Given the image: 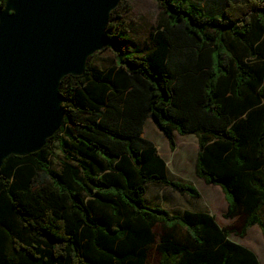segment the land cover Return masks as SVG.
<instances>
[{"label": "trees", "instance_id": "obj_1", "mask_svg": "<svg viewBox=\"0 0 264 264\" xmlns=\"http://www.w3.org/2000/svg\"><path fill=\"white\" fill-rule=\"evenodd\" d=\"M155 1L164 20L141 56L123 51L109 23L115 66L65 77L62 128L40 152L4 162L0 264H146L156 225L160 264H260L209 214L145 205L151 184L200 194L169 179L142 135L147 119L171 151L174 133L194 135L196 174L224 191V217L243 218L242 236L255 225L264 233V0H227L219 14L197 0Z\"/></svg>", "mask_w": 264, "mask_h": 264}, {"label": "water", "instance_id": "obj_2", "mask_svg": "<svg viewBox=\"0 0 264 264\" xmlns=\"http://www.w3.org/2000/svg\"><path fill=\"white\" fill-rule=\"evenodd\" d=\"M122 0H6L0 11V170L40 152L62 128L60 84L107 45Z\"/></svg>", "mask_w": 264, "mask_h": 264}, {"label": "crops", "instance_id": "obj_3", "mask_svg": "<svg viewBox=\"0 0 264 264\" xmlns=\"http://www.w3.org/2000/svg\"><path fill=\"white\" fill-rule=\"evenodd\" d=\"M234 1V0H233ZM235 1H244V0H235ZM152 124H150V122ZM150 124V131L156 138L166 137L156 128L152 120L147 119L143 126V138L152 142L150 139H147L145 134V127ZM178 133H174V141L178 137H180ZM181 144L179 145L176 142V149L173 151L174 156L167 157L163 156L159 152L158 155L165 161L168 169V177L169 172L172 169L178 171L177 178L172 181L180 182L188 185L189 181H193L194 187L197 189L200 194L199 199H195V201L202 202L203 208L200 210H192L190 212L194 213H207L210 216L214 217L219 227L223 230H226L230 233L229 239L246 249L250 250L258 259L260 264H264V233L260 226L255 225L247 230V233L242 236V227L244 224V220H242L240 227L234 228L232 225L234 223V219H226L224 215L228 211V201L226 199V195L222 188L217 185L208 184L203 179L199 178L196 174V162L198 155V143L197 138L194 135L182 136ZM191 137V138H189ZM167 140V139H166ZM168 143V140H167ZM58 143H54L53 145V153L55 155V146ZM168 148L169 143H168ZM157 149V148H156ZM60 152V151H59ZM170 152V151H169ZM61 153V152H60ZM53 155V157H54ZM62 155V154H61ZM52 157V158H53ZM62 163L63 165L65 159L62 155ZM51 161V160H50ZM170 179V178H169ZM150 189H153V192L150 193ZM188 195H181L180 193L172 190L169 187L160 185V184H151L147 186L146 195H145V203L148 201L150 204L155 206L156 208H161L163 210L168 211L172 215H182L184 212L189 211L182 206V198ZM189 197V196H188ZM191 198V197H190ZM193 199V198H192ZM182 209V213L179 212ZM179 210V211H178ZM259 217L261 222L264 225V206L259 211Z\"/></svg>", "mask_w": 264, "mask_h": 264}, {"label": "rangeland", "instance_id": "obj_4", "mask_svg": "<svg viewBox=\"0 0 264 264\" xmlns=\"http://www.w3.org/2000/svg\"><path fill=\"white\" fill-rule=\"evenodd\" d=\"M226 2L227 0H197V4L210 14H219L225 7ZM163 20V12L155 0H122L119 6L111 13L109 23H112L114 27L111 29L110 34L123 41L120 42L124 52H130L133 57L139 58L141 56L139 51L143 49L145 44L150 43V35L157 29V26H159ZM87 64L90 67L107 70L115 66L116 56L111 49L104 48L102 51L93 55ZM149 122L152 124L151 121ZM150 124L145 127L144 136L150 139L157 148V152L167 157V159L169 154L170 157L174 156L173 151L168 148L167 140L164 139L163 141V137H161V139L156 138L152 134L150 131ZM182 138L183 137L180 136L175 139V141L180 145ZM54 148L56 149L54 157L51 158L52 169L56 172H60L62 170V155L57 145ZM177 174L178 171L172 169L169 172L170 180L177 178ZM187 184L192 186L193 181H189ZM194 188L197 189L196 187ZM149 192L152 193L153 189H150ZM145 205L147 207L156 208L148 201H146ZM182 206L189 211L200 210L204 207L202 202L195 201V199L188 196L182 198ZM179 212L182 213V209H180ZM242 220V217L235 218L232 226L238 229ZM161 231L159 225L154 227L156 244L158 243ZM156 244L148 248L146 264H160V254L157 252Z\"/></svg>", "mask_w": 264, "mask_h": 264}]
</instances>
